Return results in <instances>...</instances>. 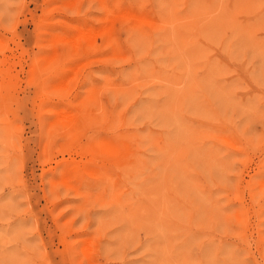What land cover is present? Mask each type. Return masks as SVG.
Segmentation results:
<instances>
[{"label": "rangeland", "instance_id": "1", "mask_svg": "<svg viewBox=\"0 0 264 264\" xmlns=\"http://www.w3.org/2000/svg\"><path fill=\"white\" fill-rule=\"evenodd\" d=\"M0 264H264V0H0Z\"/></svg>", "mask_w": 264, "mask_h": 264}]
</instances>
